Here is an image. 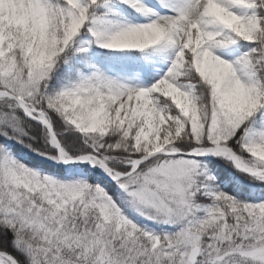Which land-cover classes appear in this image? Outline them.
<instances>
[{
    "label": "snow or ice",
    "instance_id": "1",
    "mask_svg": "<svg viewBox=\"0 0 264 264\" xmlns=\"http://www.w3.org/2000/svg\"><path fill=\"white\" fill-rule=\"evenodd\" d=\"M0 264H264V0H0Z\"/></svg>",
    "mask_w": 264,
    "mask_h": 264
}]
</instances>
